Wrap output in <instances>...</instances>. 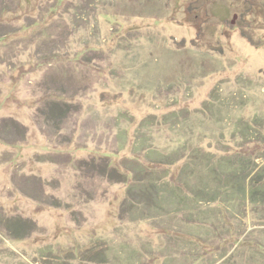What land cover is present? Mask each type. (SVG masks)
<instances>
[{"label": "rangeland", "instance_id": "obj_1", "mask_svg": "<svg viewBox=\"0 0 264 264\" xmlns=\"http://www.w3.org/2000/svg\"><path fill=\"white\" fill-rule=\"evenodd\" d=\"M240 163L264 0H0V264H264Z\"/></svg>", "mask_w": 264, "mask_h": 264}, {"label": "trees", "instance_id": "obj_2", "mask_svg": "<svg viewBox=\"0 0 264 264\" xmlns=\"http://www.w3.org/2000/svg\"><path fill=\"white\" fill-rule=\"evenodd\" d=\"M245 38H247V39H249V41H251V38L250 37H246L245 36ZM194 154H196V152H194ZM194 157H196V156H194ZM210 158V157H209ZM210 164V163H209ZM240 165V166H239ZM214 165L213 164H211L210 165V170H208L211 174L213 173L214 174V177L212 178V180H215V178L216 177H218L219 175H222V173L220 174H218L217 175V173H218V170H217V168L216 167H213ZM216 168V169H215ZM220 168V167H219ZM246 168H247V166L245 165V164H243V163H240V164H237L236 166H235V169L234 170H231L230 171V169H228L227 171V173H229V174H226V176H228L227 178H226V180H225V182L223 183V187H225L226 185H231L232 183H231V180H232V178L235 180V184H237V188H238V192L240 193V194H245V193H247L248 192V194L249 195H253L256 191H253V189L251 190V191H245V188H244V185L245 186H247V185H251V187H254V186H259L260 184H258L261 180H262V175L261 176H259L258 178H256V179H254V178H252L251 180L249 179L248 180V176H249V173L246 171ZM215 169V170H214ZM247 172V173H246ZM225 173V172H224ZM231 173V174H230ZM243 175V176H242ZM209 176H210V174H209ZM242 176V177H241ZM215 181H217V180H215ZM214 181V182H215ZM221 182V181H220ZM219 183V182H218ZM221 184V183H220ZM219 190L221 191V188H219ZM219 191V192H220ZM203 194H205L204 192H199L198 194L196 193V196L197 197H199V196H203ZM255 197L256 196H259L260 198H262V199H264V194L262 195V194H259L258 192H256L255 194ZM204 197V196H203Z\"/></svg>", "mask_w": 264, "mask_h": 264}]
</instances>
